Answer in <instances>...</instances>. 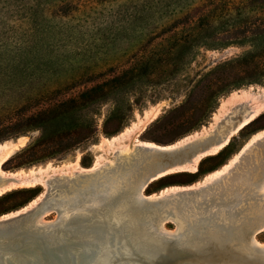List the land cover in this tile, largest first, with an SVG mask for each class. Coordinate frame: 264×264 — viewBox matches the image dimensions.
I'll return each mask as SVG.
<instances>
[{
  "label": "rangeland",
  "instance_id": "rangeland-1",
  "mask_svg": "<svg viewBox=\"0 0 264 264\" xmlns=\"http://www.w3.org/2000/svg\"><path fill=\"white\" fill-rule=\"evenodd\" d=\"M249 93L264 100V0H0V143L17 144L2 168L35 178L0 195V216L46 193L55 171L200 135ZM262 130L264 109L145 192L204 181Z\"/></svg>",
  "mask_w": 264,
  "mask_h": 264
},
{
  "label": "bare ground",
  "instance_id": "bare-ground-1",
  "mask_svg": "<svg viewBox=\"0 0 264 264\" xmlns=\"http://www.w3.org/2000/svg\"><path fill=\"white\" fill-rule=\"evenodd\" d=\"M263 109L259 94H243L200 135L122 144L104 163L49 174L46 193L0 216V264H264V130L204 181L145 192L223 149ZM16 147L0 143V195L35 181L3 170Z\"/></svg>",
  "mask_w": 264,
  "mask_h": 264
}]
</instances>
